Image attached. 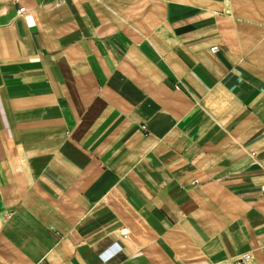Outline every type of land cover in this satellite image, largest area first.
I'll list each match as a JSON object with an SVG mask.
<instances>
[{"label": "crops", "instance_id": "0c3cea01", "mask_svg": "<svg viewBox=\"0 0 264 264\" xmlns=\"http://www.w3.org/2000/svg\"><path fill=\"white\" fill-rule=\"evenodd\" d=\"M243 253L264 264V0H0V264Z\"/></svg>", "mask_w": 264, "mask_h": 264}, {"label": "built area", "instance_id": "2783aa9c", "mask_svg": "<svg viewBox=\"0 0 264 264\" xmlns=\"http://www.w3.org/2000/svg\"><path fill=\"white\" fill-rule=\"evenodd\" d=\"M23 9H18V12L20 13ZM212 51H215V47L211 49ZM209 264H251V257L249 253H243L238 255L237 257L230 259L225 262H217V263H209Z\"/></svg>", "mask_w": 264, "mask_h": 264}]
</instances>
